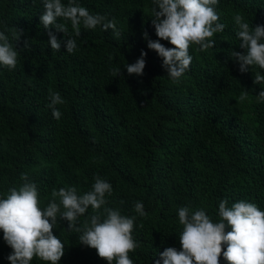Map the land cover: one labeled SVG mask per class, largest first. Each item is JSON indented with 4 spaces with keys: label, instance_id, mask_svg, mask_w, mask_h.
Here are the masks:
<instances>
[{
    "label": "trees",
    "instance_id": "16d2710c",
    "mask_svg": "<svg viewBox=\"0 0 264 264\" xmlns=\"http://www.w3.org/2000/svg\"><path fill=\"white\" fill-rule=\"evenodd\" d=\"M78 3L114 18L121 35L81 25L77 48L67 53L64 42L74 37L70 21L58 18L67 34L45 30L42 0H0V31L19 53L15 69L0 65V198L21 186L22 174L37 184L42 209L54 190L75 187L82 195L94 177L104 178L113 189L104 207L136 217L132 234L140 247L129 253L134 264H156L168 247L181 250V207L203 209L214 222L221 200L229 207L243 200L264 211V99L258 96L264 83H253L264 70L253 66L241 73L231 55L246 54L235 15L253 28L264 25V0H218L225 29L214 34L213 49L190 45L192 63L178 81L143 39L144 32L158 39L152 0ZM15 27L23 32L18 41L12 39ZM48 31L61 42L59 52L48 44ZM141 51L147 53L143 75H129L124 65ZM116 68L120 74L114 77ZM245 90L248 98L240 101ZM52 92L65 101L55 106L62 113L58 120L49 108ZM136 202L143 203L146 215L135 212ZM94 214L89 208L79 226ZM67 228L58 218L53 234L65 245L58 264H108ZM11 252L0 230V264H9ZM30 264L46 262L34 257ZM219 264H227L223 254Z\"/></svg>",
    "mask_w": 264,
    "mask_h": 264
},
{
    "label": "clouds",
    "instance_id": "9594fccd",
    "mask_svg": "<svg viewBox=\"0 0 264 264\" xmlns=\"http://www.w3.org/2000/svg\"><path fill=\"white\" fill-rule=\"evenodd\" d=\"M152 3L151 24L158 39L150 40L147 32L143 33V39L147 41V48L162 58V67L167 75L178 81L192 63L190 45H198V51L213 49L214 34L225 29V25L219 23L220 16L216 11L218 0H152ZM42 4L44 11L40 24L45 30L54 28L56 32L67 34V25L59 23L58 18L70 21L74 37L64 42L67 53L77 48L75 38L81 36V25L85 29L102 26L104 31L111 29L116 37L121 35L114 18L109 20L104 15L93 14L78 0H68L67 5L61 0H42ZM234 22L238 28L239 47L246 53H231L239 63V71L245 73L253 66L264 70V25L253 28L240 14L235 15ZM11 32L14 41L23 34L17 27ZM47 35L51 49L59 52L61 42L53 32L48 31ZM160 40L168 41L173 47L166 48ZM146 55L141 51L134 63L124 65L129 75H143ZM18 56L14 44L4 31H0V65L13 70ZM112 74L118 76L120 68L114 69ZM253 83H264V75L257 72ZM258 96L264 99V91ZM247 98L245 90L239 99L244 101ZM50 101L52 116L58 120L62 113L55 106L65 101L59 92H52ZM21 180L23 183L18 189H9L7 197L0 198V230L4 242L12 249L7 257L9 264H30L34 257L46 264H58L65 249L61 239L53 234L58 218L68 222L67 231L80 233V244L95 249L98 257L108 264H113V261L115 264H134L129 253L140 247L132 234L136 217L122 215L119 209L104 207L108 203L106 196H111L113 191L106 179L94 177L91 190L82 195L75 187L54 190L53 200L43 209L39 204L37 184L26 174H22ZM57 197L59 203L55 202ZM89 208L96 214L79 226L80 217L86 216ZM102 208L103 213L100 212ZM135 212L140 216L147 214L142 202L135 203ZM218 215L219 220L214 222L203 209L193 212L188 207L179 208V223L183 226L179 235L181 250L166 248L156 264H219L221 254L227 264H264V211L243 200L230 207L227 200H221Z\"/></svg>",
    "mask_w": 264,
    "mask_h": 264
}]
</instances>
